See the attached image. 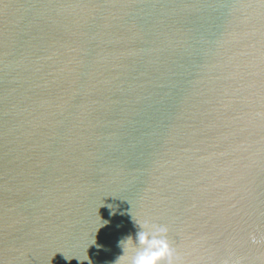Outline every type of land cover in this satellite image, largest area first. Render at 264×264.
Segmentation results:
<instances>
[{"label":"water","instance_id":"1","mask_svg":"<svg viewBox=\"0 0 264 264\" xmlns=\"http://www.w3.org/2000/svg\"><path fill=\"white\" fill-rule=\"evenodd\" d=\"M132 216L264 264V0H0V264H115Z\"/></svg>","mask_w":264,"mask_h":264},{"label":"clouds","instance_id":"2","mask_svg":"<svg viewBox=\"0 0 264 264\" xmlns=\"http://www.w3.org/2000/svg\"><path fill=\"white\" fill-rule=\"evenodd\" d=\"M132 219L137 226L135 238L129 234L118 241L123 254L115 264H178L180 256L169 240L167 225L148 218Z\"/></svg>","mask_w":264,"mask_h":264}]
</instances>
